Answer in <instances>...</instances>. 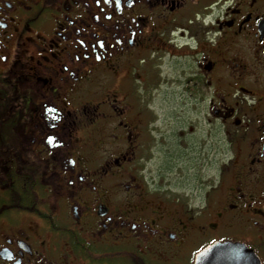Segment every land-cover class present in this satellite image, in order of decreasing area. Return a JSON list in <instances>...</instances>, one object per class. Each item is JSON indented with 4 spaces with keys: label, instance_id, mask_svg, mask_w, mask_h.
Here are the masks:
<instances>
[{
    "label": "flooded vegetation",
    "instance_id": "flooded-vegetation-1",
    "mask_svg": "<svg viewBox=\"0 0 264 264\" xmlns=\"http://www.w3.org/2000/svg\"><path fill=\"white\" fill-rule=\"evenodd\" d=\"M227 242L264 264V0H0V264Z\"/></svg>",
    "mask_w": 264,
    "mask_h": 264
},
{
    "label": "water",
    "instance_id": "water-1",
    "mask_svg": "<svg viewBox=\"0 0 264 264\" xmlns=\"http://www.w3.org/2000/svg\"><path fill=\"white\" fill-rule=\"evenodd\" d=\"M198 256L196 264H234L236 256L242 252L240 245L233 243H215ZM257 257L255 261L257 262Z\"/></svg>",
    "mask_w": 264,
    "mask_h": 264
},
{
    "label": "rangeland",
    "instance_id": "rangeland-1",
    "mask_svg": "<svg viewBox=\"0 0 264 264\" xmlns=\"http://www.w3.org/2000/svg\"><path fill=\"white\" fill-rule=\"evenodd\" d=\"M192 184V183H191Z\"/></svg>",
    "mask_w": 264,
    "mask_h": 264
}]
</instances>
